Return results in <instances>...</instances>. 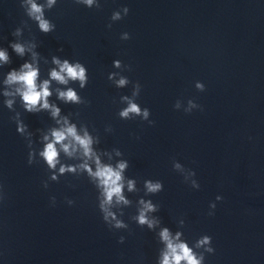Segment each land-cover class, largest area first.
I'll return each mask as SVG.
<instances>
[{
    "label": "water",
    "instance_id": "obj_1",
    "mask_svg": "<svg viewBox=\"0 0 264 264\" xmlns=\"http://www.w3.org/2000/svg\"><path fill=\"white\" fill-rule=\"evenodd\" d=\"M33 2L47 33L27 0H0V264H162L163 229L200 264H264V0ZM54 57L80 64L83 86L52 79ZM26 63L38 90L49 81L57 116L29 112L23 86L6 83ZM69 89L76 101L60 98ZM130 102L140 113L122 117ZM68 126L91 139L92 155L68 137L71 155L56 144L50 168L41 152ZM97 159L126 164L128 203L113 197L107 221L88 171ZM146 203L152 227L138 220Z\"/></svg>",
    "mask_w": 264,
    "mask_h": 264
},
{
    "label": "clouds",
    "instance_id": "obj_2",
    "mask_svg": "<svg viewBox=\"0 0 264 264\" xmlns=\"http://www.w3.org/2000/svg\"><path fill=\"white\" fill-rule=\"evenodd\" d=\"M28 4L30 5V11L29 15L34 16L36 20L39 21V27L42 31L45 33L49 32L51 30V26L48 21L42 19V9L40 6L35 4L33 0H27ZM55 0H49V6L53 4ZM84 3L91 6L93 3V0H83ZM127 11V9H125ZM118 18L117 16H114V19ZM127 38V37H125ZM15 51L23 55L24 54V47L17 44L13 46ZM0 61L7 62V56L5 52L0 51ZM53 62L55 64H58L60 66V71H56L55 69L51 72V78L57 80L60 83H66L67 80L65 79V75H62V73L66 74L67 77L73 78V79H79L81 81V86H83V83L86 79L84 73L85 69L80 65H69V63L65 60L63 63H61L58 59L55 57L53 58ZM38 76V70L33 68L30 64H24L22 70L17 73L15 71L11 72L8 75L6 83H19L21 84L22 90L18 89L17 91H20L22 99L25 102V107L29 112H32L36 110L37 105L39 104L43 108H50L52 109V115L55 117L59 114V109L55 106H50L47 101V97L51 95L49 91V81H44L42 85L38 86L36 84V79ZM120 86H123L126 83L125 79H121L119 82ZM198 88L203 89V86L200 84H197ZM7 94V93H6ZM60 98L64 99L65 101H76L78 97L76 96L75 92L69 89L66 92H60L59 93ZM9 105H11V101L8 102ZM140 113V109L136 104L129 103V107L122 111L120 115L122 117H128L129 113ZM148 111H144V116L147 117ZM66 123V122H65ZM23 131V128L20 129ZM53 140L52 142H49L45 146V150L41 152V156L44 157L46 160L48 166L50 168H55L57 162H58V151L56 148V144H61V147L63 150L71 155V152L69 151V145L62 143L65 139L68 137L73 138L84 150V154L86 156L92 155L90 144L91 139L85 135L83 138L77 135L75 127L74 126H68L65 129L61 130H53L52 132ZM45 140H48V137L46 136L44 138ZM75 149V146L73 145V150ZM97 164V171L92 173L91 169H88L91 175L98 178L99 184L103 186L104 188V201L101 203V209L104 212L103 219L107 221L109 217H112V219H115V216L112 212L108 210V207L106 205H110L113 201V197H115L116 201L123 202L125 204L128 203V201L125 199V197L122 195V188L123 184L121 172L126 167L125 163H121L118 165V170H114L110 166H101L99 163V160L96 161ZM83 167L87 168V165H83ZM61 173L65 171V168L62 166L60 169ZM129 190L131 191L133 188V183L129 181L128 183ZM147 188L150 192H157L161 189L160 183H151L147 182ZM141 203H144L141 201ZM153 206L151 203L144 204V209L140 212V215L138 217L140 224L148 223L149 227H152V222L147 220V217L145 215V211H152ZM124 225L122 222L117 221L116 227H123ZM161 238L167 242L168 248L170 250L169 254H165L164 260L162 264H172L174 261L175 264H179V262L183 259L188 262V264H200V261L196 259V257L191 253V250L183 243L181 244H173L172 240L170 239L169 232L167 229H163L161 232ZM209 242V238L205 237L202 241H200L201 244H206ZM211 251V249H209Z\"/></svg>",
    "mask_w": 264,
    "mask_h": 264
}]
</instances>
